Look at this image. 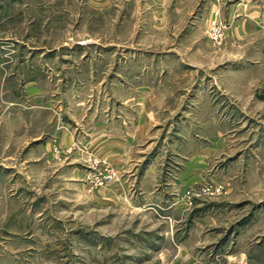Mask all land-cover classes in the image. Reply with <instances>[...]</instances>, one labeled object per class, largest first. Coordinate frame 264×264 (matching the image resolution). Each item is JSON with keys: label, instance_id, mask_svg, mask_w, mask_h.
Returning <instances> with one entry per match:
<instances>
[{"label": "rangeland", "instance_id": "rangeland-1", "mask_svg": "<svg viewBox=\"0 0 264 264\" xmlns=\"http://www.w3.org/2000/svg\"><path fill=\"white\" fill-rule=\"evenodd\" d=\"M90 1L0 4V264H264V0Z\"/></svg>", "mask_w": 264, "mask_h": 264}, {"label": "crops", "instance_id": "crops-1", "mask_svg": "<svg viewBox=\"0 0 264 264\" xmlns=\"http://www.w3.org/2000/svg\"><path fill=\"white\" fill-rule=\"evenodd\" d=\"M74 2V0H40V1H30L28 2V0H0V4L1 2H3L4 6L7 7V10L10 12V14H12V8L14 9L15 6H17V4L20 5H24V6H35L38 7L41 13H44L45 11H49V7H55L56 8V12H58V7L62 4H64L65 2L69 3ZM89 4H91L90 0H87ZM108 0H100V2H106ZM243 2L244 5L247 6V3L245 2V0H241V2ZM28 9V8H27ZM38 10V9H36ZM155 11V10H154ZM53 13V12H52Z\"/></svg>", "mask_w": 264, "mask_h": 264}]
</instances>
